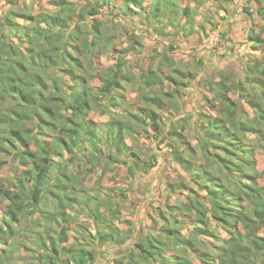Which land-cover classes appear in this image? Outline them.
<instances>
[{
    "label": "trees",
    "instance_id": "obj_1",
    "mask_svg": "<svg viewBox=\"0 0 264 264\" xmlns=\"http://www.w3.org/2000/svg\"><path fill=\"white\" fill-rule=\"evenodd\" d=\"M1 1L0 264H95L101 243L121 248L112 264H264V0L248 36L254 58L235 75L219 69L198 83L191 119L203 133L200 150L178 115L186 78L196 80L182 58L155 44L154 62L137 71L107 32L123 12L149 38L189 36L205 0ZM252 8L244 6L245 18ZM226 35L207 52L221 50ZM107 52L114 61L105 67ZM136 78L141 93L129 102ZM161 111L175 116L168 127ZM141 130L159 150L168 144L178 180L149 201L140 233L128 179L159 163L158 153L142 160Z\"/></svg>",
    "mask_w": 264,
    "mask_h": 264
},
{
    "label": "rangeland",
    "instance_id": "obj_2",
    "mask_svg": "<svg viewBox=\"0 0 264 264\" xmlns=\"http://www.w3.org/2000/svg\"><path fill=\"white\" fill-rule=\"evenodd\" d=\"M81 1V0H77ZM206 1V0H205ZM213 1V7H216L217 9H222L224 7V11L221 12V14L214 16L213 22L215 24L217 23L219 27L222 30H229L230 31V38L226 39V45L221 47V50L212 52L209 54L207 51L208 47L215 46L216 43H218V34L217 32H211L209 34V41H203L201 39L200 44H196L197 46L200 45V50H195V52L189 48L190 43H188L186 40L188 39L187 36H184V33L176 37V41L180 40L182 42H179L178 44L176 41L171 38L175 34L173 32L170 36H155L153 38H149V36L146 35L145 31L142 30L143 25L140 22L132 21L131 17H125L126 15L123 12H119L115 19H113L114 25H112V29L108 30L107 36L115 35L116 40L120 42L119 47L120 49H129L126 52L119 51L120 54L124 55V60H129L128 66L133 67L134 69L138 71L137 67H140L143 69L147 68L149 60H150V51L151 48L156 45H166L170 51L173 53V55L178 56L177 59L180 57L182 58V64H180V68L182 70H185V72H191V75H195L196 80L187 79L186 78V89H184V96L188 95V97L182 99V107L178 113L179 117L182 119H186L185 121H188L185 131H183L186 140L191 142L195 147H197L198 150L201 149L200 145L202 147L205 145V141L203 140V133L198 128L199 126H196L193 119H191V114H194L192 111L193 105H197L202 98L200 97V92L198 89V83L199 81L203 80L205 77H214V74L218 72V70L222 71H229L233 72L234 75L236 74L237 68H239L243 64H248L249 59L248 58H254L253 52L250 51L247 48V44L251 43L250 40H248V36L252 33V30H258V20L257 15L255 13V8L259 4L258 0H253L254 7L252 8V13H250L252 16H248V18L243 19L242 12L243 8H241L238 5H243L246 3L247 0H211ZM230 2L228 6L227 3ZM2 1L0 0V5ZM216 3V4H215ZM207 5V4H206ZM216 5V6H215ZM236 6V7H235ZM250 6V5H248ZM5 9L7 8H4ZM119 9H116L118 11ZM204 11L205 14H202L203 17H206L212 24V19L208 15L207 8L201 9V13ZM220 13V12H219ZM223 13V15H222ZM225 13V14H224ZM247 15V14H246ZM137 17V15L133 16V18ZM256 17V18H255ZM136 19V18H135ZM243 20V25L242 21ZM130 22H133L134 27L130 24ZM187 22V21H186ZM185 22V23H186ZM118 23H121L119 25ZM221 24V26H220ZM198 29V26L194 28ZM208 29V28H207ZM172 29L170 28V31ZM242 30V31H241ZM206 32H208L206 30ZM145 33V34H144ZM241 33V35H240ZM264 36V35H263ZM240 38V39H239ZM241 42H244L240 44ZM174 43L175 49H172L170 47V44ZM135 46V47H134ZM196 46V47H197ZM204 48H201V47ZM232 48L235 50H232ZM221 51V52H220ZM207 52V53H206ZM206 53L203 55H206L203 62L197 64L196 60H198V57H200L199 54ZM248 53V54H247ZM221 54V55H220ZM102 60L104 61V64L102 66L108 67L112 64L114 61V58L109 56V53H105L102 57ZM155 59H152L150 61L154 62ZM230 64L228 67H225V65ZM127 65V64H126ZM245 65V66H246ZM137 66V67H136ZM129 67V68H130ZM228 71V72H229ZM133 85H131L130 89L128 90L127 94V100L131 102L133 99L137 101V98L140 96V79L136 78L133 80ZM146 105V104H145ZM160 115L162 116V122L166 125V127L171 124V121L175 119V116L172 114V116L167 115L166 112H160ZM187 115V116H185ZM92 116H94V112H92ZM177 116V115H176ZM165 127V129H166ZM102 132V131H101ZM104 132V131H103ZM142 133L141 136H139L136 140H134V143L137 144L139 147V154L142 157V160H145L148 158L150 159L152 153H158L159 154V163L158 165L153 169L147 172V169L142 168L145 172L142 175H136L135 177H131L128 179L130 181L133 190L130 191L128 194L129 200L128 202L132 203L136 202V207H139V213H138V219H140L139 226V232L142 231V224L144 220H146L149 217L150 212L152 211V207L148 205L149 201L152 200L154 203L156 201V195L158 191L162 190V187L166 184H168L169 180H178V177L173 176L175 166L177 164L171 158L170 150L167 147V143H163L160 146L159 150L153 140H151L149 134L145 132L144 130L140 131ZM129 141L133 142V139L131 136L129 137ZM140 146H139V145ZM171 147V146H170ZM164 149V150H163ZM63 157H65L66 151H63ZM57 160H61V158H57ZM260 162L258 163L259 169L264 170V156H259ZM56 167H54L52 176L56 173ZM3 175L10 177L11 171L9 165H6L3 170ZM95 186V185H94ZM99 187L100 186H95ZM89 192V191H88ZM100 196V199H102L103 195L102 192L98 193ZM161 195H158L160 197ZM175 198V196L172 197V200ZM171 200V201H172ZM158 202V200H157ZM124 205V211H122L121 219L123 222L129 221V217L131 216V212L129 209H131L130 205ZM138 208V209H139ZM72 211V210H71ZM88 217V214L84 213L79 218L80 221L82 219H85ZM92 221V219H89ZM30 220L28 219V215L26 214L24 217H22V223L27 224L30 223ZM117 223V220L115 221ZM94 224V223H93ZM141 224V225H140ZM94 226V225H93ZM121 226V225H120ZM93 230V229H92ZM30 242V241H29ZM30 244V243H29ZM26 249L28 247V243L25 246ZM36 246L29 245V248L27 249L28 252H31L30 254L33 255L34 252L37 249ZM96 257L98 260L95 262V264H112L114 261V258L118 256L119 252L121 251V248L117 244H100L99 250H97ZM20 264H30L26 261L20 262ZM31 264H34V261L31 262ZM36 264V263H35Z\"/></svg>",
    "mask_w": 264,
    "mask_h": 264
},
{
    "label": "crops",
    "instance_id": "obj_3",
    "mask_svg": "<svg viewBox=\"0 0 264 264\" xmlns=\"http://www.w3.org/2000/svg\"><path fill=\"white\" fill-rule=\"evenodd\" d=\"M193 3H194V1H193ZM229 4H230V2H228L227 5H225V6H228ZM248 5H250L251 7H254L255 4H254L253 0H247L246 3L243 4L242 6L241 5H238L241 8H243V11H244V12H242L243 19H244V16L247 14L246 11H245V9H244V6H248ZM204 7L207 8L208 15L212 19V24H211V22L206 17H203L202 16V14H205L204 11H202V13H201V9L203 10ZM223 11H224V7L222 9H217L216 7H213V1H211V0H206L202 5H199V15L195 17V22H197V23L199 22L200 25L198 26V29L197 30L195 29L194 33L189 34V36H187L188 39L186 40L188 43H190V46H189L190 49H192L194 52H195V50H197V51L200 50V45H201L200 42H201V39L203 41H205V42L206 41H209V36H210L209 34H211L210 31H212V30H213L212 32H217V34H218V41L221 38V33L222 32L227 33L225 39L230 38L229 37V35H230V31L229 30H227V29L226 30H222L217 23L215 24V22H213L214 16H216L218 14L220 15L221 12H223ZM222 15H223V13H222ZM240 20L242 21V25H243V20L242 19H240ZM202 25L205 27L204 29L200 28ZM220 26H221V24H220ZM206 30L208 32H206ZM240 35H241V33H240ZM184 36H186V35L184 34ZM173 37H175V38H173ZM173 37H171V38H173L174 40H176V35H174ZM242 43H244V42H241L240 44H242ZM196 44H200V45L197 46ZM216 45H217V43H216ZM212 47H208L207 50H205V51H209ZM201 48H204V47L202 46ZM247 48L250 51L253 52V55H251V56H255L256 55L257 52H255V50L252 48L251 43L247 44ZM203 54H206V53H202V54H199V55H203ZM170 116H172V115H170Z\"/></svg>",
    "mask_w": 264,
    "mask_h": 264
}]
</instances>
